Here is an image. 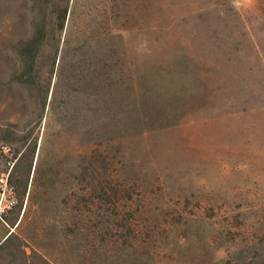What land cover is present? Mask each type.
Listing matches in <instances>:
<instances>
[{"label":"rangeland","instance_id":"rangeland-1","mask_svg":"<svg viewBox=\"0 0 264 264\" xmlns=\"http://www.w3.org/2000/svg\"><path fill=\"white\" fill-rule=\"evenodd\" d=\"M219 2L0 0V264H264V9Z\"/></svg>","mask_w":264,"mask_h":264},{"label":"built area","instance_id":"built-area-1","mask_svg":"<svg viewBox=\"0 0 264 264\" xmlns=\"http://www.w3.org/2000/svg\"><path fill=\"white\" fill-rule=\"evenodd\" d=\"M13 162L6 171L0 173V219L17 207L20 200L16 187L11 181Z\"/></svg>","mask_w":264,"mask_h":264},{"label":"crops","instance_id":"crops-1","mask_svg":"<svg viewBox=\"0 0 264 264\" xmlns=\"http://www.w3.org/2000/svg\"><path fill=\"white\" fill-rule=\"evenodd\" d=\"M14 235L13 232H7L0 236V248L3 243L10 239ZM17 251L21 253L23 257V264H53L48 254L39 250H27L21 247H17Z\"/></svg>","mask_w":264,"mask_h":264},{"label":"trees","instance_id":"trees-1","mask_svg":"<svg viewBox=\"0 0 264 264\" xmlns=\"http://www.w3.org/2000/svg\"><path fill=\"white\" fill-rule=\"evenodd\" d=\"M221 2H219V4H227L229 1L231 0H221ZM257 7H260L261 9H264V0H257V4H256ZM254 42V45L256 46V41H253Z\"/></svg>","mask_w":264,"mask_h":264}]
</instances>
